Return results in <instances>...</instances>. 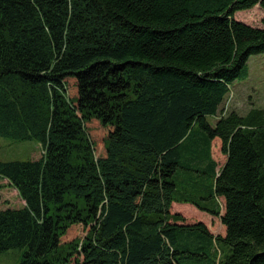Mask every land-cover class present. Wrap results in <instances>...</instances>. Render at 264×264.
I'll return each mask as SVG.
<instances>
[{
    "label": "trees",
    "instance_id": "16d2710c",
    "mask_svg": "<svg viewBox=\"0 0 264 264\" xmlns=\"http://www.w3.org/2000/svg\"><path fill=\"white\" fill-rule=\"evenodd\" d=\"M260 53L264 0H0V135L45 151L0 161V252L264 264V110H224Z\"/></svg>",
    "mask_w": 264,
    "mask_h": 264
},
{
    "label": "rangeland",
    "instance_id": "374dc122",
    "mask_svg": "<svg viewBox=\"0 0 264 264\" xmlns=\"http://www.w3.org/2000/svg\"><path fill=\"white\" fill-rule=\"evenodd\" d=\"M262 10L259 6L250 11L238 13L237 18L254 26L261 25ZM249 77L238 80L232 85V90L225 103V111L230 107V111H237L246 115L252 110H264V53L250 56L248 61ZM212 126L216 125L214 117L208 118ZM41 144L34 141H16L7 136L0 135V161H28L39 160L44 155ZM221 166L218 167L220 170ZM188 173L181 170L176 178L178 183L181 174ZM182 190V188H180ZM178 199H183L180 193L176 194ZM24 200L19 196L18 191L11 187L7 180L0 179V209L21 208ZM208 227L211 232L217 235L221 225L214 227V220L207 216ZM22 249H11L0 252V264H19L22 258ZM221 258V256H220ZM191 260H198L191 257ZM199 261V260H198ZM197 264H221L215 251H211L208 259L200 260Z\"/></svg>",
    "mask_w": 264,
    "mask_h": 264
},
{
    "label": "crops",
    "instance_id": "0c3cea01",
    "mask_svg": "<svg viewBox=\"0 0 264 264\" xmlns=\"http://www.w3.org/2000/svg\"><path fill=\"white\" fill-rule=\"evenodd\" d=\"M220 172V170L217 168V173H219ZM220 202V201H219ZM219 204H221V203H219ZM208 217H211V216H208ZM212 218V217H211Z\"/></svg>",
    "mask_w": 264,
    "mask_h": 264
}]
</instances>
